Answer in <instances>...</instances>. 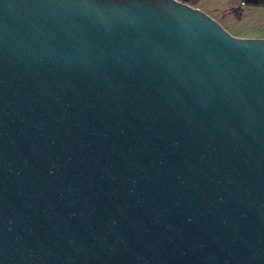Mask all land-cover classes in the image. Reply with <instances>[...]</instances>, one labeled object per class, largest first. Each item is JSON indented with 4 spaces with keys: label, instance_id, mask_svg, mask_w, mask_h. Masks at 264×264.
I'll use <instances>...</instances> for the list:
<instances>
[{
    "label": "water",
    "instance_id": "95a60500",
    "mask_svg": "<svg viewBox=\"0 0 264 264\" xmlns=\"http://www.w3.org/2000/svg\"><path fill=\"white\" fill-rule=\"evenodd\" d=\"M0 264H264V38L0 0Z\"/></svg>",
    "mask_w": 264,
    "mask_h": 264
},
{
    "label": "rangeland",
    "instance_id": "374dc122",
    "mask_svg": "<svg viewBox=\"0 0 264 264\" xmlns=\"http://www.w3.org/2000/svg\"><path fill=\"white\" fill-rule=\"evenodd\" d=\"M192 4L218 19L234 36L264 37V4L248 6L244 0H200Z\"/></svg>",
    "mask_w": 264,
    "mask_h": 264
},
{
    "label": "trees",
    "instance_id": "16d2710c",
    "mask_svg": "<svg viewBox=\"0 0 264 264\" xmlns=\"http://www.w3.org/2000/svg\"><path fill=\"white\" fill-rule=\"evenodd\" d=\"M186 2L194 7H196L194 4H198L199 0H186ZM192 2V3H191ZM244 4L248 6H259L261 4H264V0H244Z\"/></svg>",
    "mask_w": 264,
    "mask_h": 264
},
{
    "label": "built area",
    "instance_id": "2783aa9c",
    "mask_svg": "<svg viewBox=\"0 0 264 264\" xmlns=\"http://www.w3.org/2000/svg\"><path fill=\"white\" fill-rule=\"evenodd\" d=\"M176 1H178V2H182V3H185V4H188V3L186 2V0H176ZM188 5H190V4H188ZM190 6H192V5H190Z\"/></svg>",
    "mask_w": 264,
    "mask_h": 264
},
{
    "label": "crops",
    "instance_id": "0c3cea01",
    "mask_svg": "<svg viewBox=\"0 0 264 264\" xmlns=\"http://www.w3.org/2000/svg\"><path fill=\"white\" fill-rule=\"evenodd\" d=\"M200 1V0H199ZM203 10V9H202ZM213 18H215V17H213ZM216 19V18H215ZM217 21H218V19H216ZM220 22V21H219ZM260 38H264V37H260Z\"/></svg>",
    "mask_w": 264,
    "mask_h": 264
}]
</instances>
